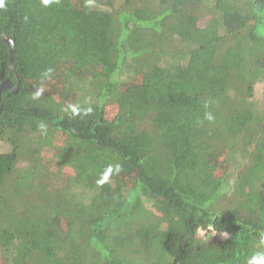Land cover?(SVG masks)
<instances>
[{
	"label": "trees",
	"instance_id": "1",
	"mask_svg": "<svg viewBox=\"0 0 264 264\" xmlns=\"http://www.w3.org/2000/svg\"><path fill=\"white\" fill-rule=\"evenodd\" d=\"M5 79V264H264V0H0Z\"/></svg>",
	"mask_w": 264,
	"mask_h": 264
},
{
	"label": "rangeland",
	"instance_id": "2",
	"mask_svg": "<svg viewBox=\"0 0 264 264\" xmlns=\"http://www.w3.org/2000/svg\"><path fill=\"white\" fill-rule=\"evenodd\" d=\"M205 23V18H202L199 20V25H203ZM90 66L88 67H83L85 69H89ZM85 74L86 72H84L83 70H81V72H77V74ZM127 78V77H125ZM130 77H128L129 80ZM142 79L140 78V75H137L135 77V83L137 82H141ZM74 88H76L75 90H71L69 93H66V91L61 87V85H57L54 90H52V92H57V93H63V97L62 100L67 104V105H73L74 103H76V96L79 93V91H82V88H87V83L86 82H81V81H74ZM133 82V83H134ZM130 85V83H125L121 86L122 89H124L125 87H128ZM264 88V82L257 84L256 86V95L257 98L262 99V91ZM79 95V94H78ZM264 99V98H263ZM65 140V136H63L61 133H58L57 136L55 137L54 143L57 144V146H59L60 144H63ZM2 148V146H0V149ZM54 152L53 149H48L46 151H44V157H45V161L48 163L47 165L49 166V173H47V175L45 176L44 180H45V184L48 186H52V185H56L57 184V171L56 169L52 166V161H51V156L52 153ZM204 233L203 230H199V234L202 235ZM0 264H5V260L1 257L0 255Z\"/></svg>",
	"mask_w": 264,
	"mask_h": 264
},
{
	"label": "water",
	"instance_id": "3",
	"mask_svg": "<svg viewBox=\"0 0 264 264\" xmlns=\"http://www.w3.org/2000/svg\"><path fill=\"white\" fill-rule=\"evenodd\" d=\"M5 40L8 42L9 44V49H10V62L12 61V49H13V44H12V40L10 38H5ZM12 83L8 80L5 79L1 82L0 84V95H1V91L6 89L7 87H11ZM17 90V86H14V88L12 89L13 92H15Z\"/></svg>",
	"mask_w": 264,
	"mask_h": 264
},
{
	"label": "clouds",
	"instance_id": "4",
	"mask_svg": "<svg viewBox=\"0 0 264 264\" xmlns=\"http://www.w3.org/2000/svg\"><path fill=\"white\" fill-rule=\"evenodd\" d=\"M43 2L45 5H47L50 2V0H43Z\"/></svg>",
	"mask_w": 264,
	"mask_h": 264
}]
</instances>
